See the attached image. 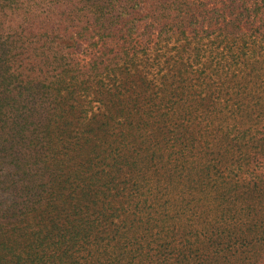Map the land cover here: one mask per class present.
<instances>
[{"label":"trees","instance_id":"1","mask_svg":"<svg viewBox=\"0 0 264 264\" xmlns=\"http://www.w3.org/2000/svg\"><path fill=\"white\" fill-rule=\"evenodd\" d=\"M0 264H264V0H0Z\"/></svg>","mask_w":264,"mask_h":264},{"label":"rangeland","instance_id":"2","mask_svg":"<svg viewBox=\"0 0 264 264\" xmlns=\"http://www.w3.org/2000/svg\"><path fill=\"white\" fill-rule=\"evenodd\" d=\"M84 48H85V47H81V48L77 51V55H76V57H79V58L82 59L83 61H88V58L86 57V54L83 53V52H84Z\"/></svg>","mask_w":264,"mask_h":264}]
</instances>
